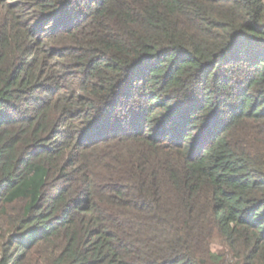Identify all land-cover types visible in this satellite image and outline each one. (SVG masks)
Listing matches in <instances>:
<instances>
[{
	"label": "trees",
	"instance_id": "trees-1",
	"mask_svg": "<svg viewBox=\"0 0 264 264\" xmlns=\"http://www.w3.org/2000/svg\"><path fill=\"white\" fill-rule=\"evenodd\" d=\"M0 264H264V0H0Z\"/></svg>",
	"mask_w": 264,
	"mask_h": 264
}]
</instances>
